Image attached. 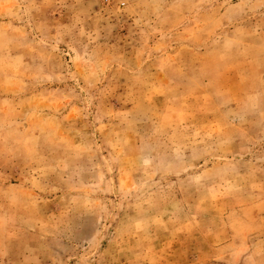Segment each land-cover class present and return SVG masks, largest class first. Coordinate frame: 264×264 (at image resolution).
Segmentation results:
<instances>
[{
	"label": "rangeland",
	"instance_id": "obj_1",
	"mask_svg": "<svg viewBox=\"0 0 264 264\" xmlns=\"http://www.w3.org/2000/svg\"><path fill=\"white\" fill-rule=\"evenodd\" d=\"M0 264H264V0H0Z\"/></svg>",
	"mask_w": 264,
	"mask_h": 264
}]
</instances>
